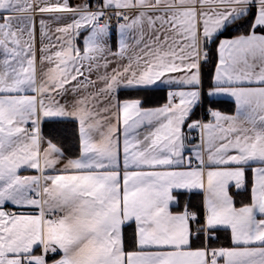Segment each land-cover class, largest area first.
I'll return each instance as SVG.
<instances>
[{
  "label": "snow or ice",
  "instance_id": "snow-or-ice-1",
  "mask_svg": "<svg viewBox=\"0 0 264 264\" xmlns=\"http://www.w3.org/2000/svg\"><path fill=\"white\" fill-rule=\"evenodd\" d=\"M0 264H264V0H0Z\"/></svg>",
  "mask_w": 264,
  "mask_h": 264
},
{
  "label": "trees",
  "instance_id": "trees-1",
  "mask_svg": "<svg viewBox=\"0 0 264 264\" xmlns=\"http://www.w3.org/2000/svg\"><path fill=\"white\" fill-rule=\"evenodd\" d=\"M236 34H237V33L233 31V32L226 33L225 35H226V36H233V35H236ZM206 70H207L208 72H211V71H212V65L209 64V65L207 66V69H206ZM127 94H128V96L143 95V94H141V93H135V92H128ZM165 98H166V97L164 96L163 99H161L160 101H155V100H154V94H153V95H151L150 98L148 99V102H147V105H146V106L152 105V104H154V103H160V102L164 101ZM217 107H219L220 110H222V111L229 112V111H231V110L233 109L234 104H233L231 101L226 100L225 103L220 104V105H217ZM201 115H202L203 119H206V118H207V117L204 115V113H203V109H200V110L197 111V113H196V115L193 117V119H196V118H198V117H201ZM49 127H50V126H49L48 124H42V132H43V134H44L46 137H48ZM60 146L63 147V145H60ZM73 151H75V149H73ZM65 153H66L67 155H69V156H72V155H73L72 152H68V151H66ZM247 197H248V193H247V192H244V193H242L241 195L237 196L236 199H237V201H244V202H246V201H247ZM185 199H188V197H185ZM201 199H202V196H201V195H195V196H192V197H191V202H192V203H199ZM238 205H239V203H238ZM218 235L220 236L219 243H220V244H223V242L225 241L224 236L226 235V233H220V234H218Z\"/></svg>",
  "mask_w": 264,
  "mask_h": 264
},
{
  "label": "crops",
  "instance_id": "crops-1",
  "mask_svg": "<svg viewBox=\"0 0 264 264\" xmlns=\"http://www.w3.org/2000/svg\"><path fill=\"white\" fill-rule=\"evenodd\" d=\"M70 3H72L73 5H74V4H78V3H80V0H70ZM233 36H234V35H233ZM125 95H128V94H127V93H121V97H123V96H125ZM164 96L166 97V95H165L164 92L156 93V94H154V100H155V101H160L161 99H163ZM227 100L231 101V102L234 104V102H233L232 100H230V99H227ZM164 103H166V98H165L164 101H162V102H160V103H154V104L149 105V106H151V107H156V106H160V105H162V104H164ZM234 107H235V105H234ZM234 107H233V109H232L231 111H229V112H227V113L232 114L233 111H234ZM225 112H226V111H225ZM208 118H209V117H207L206 119H208ZM196 119H200V117H198V118H196ZM65 154H66V153H65ZM66 155H67V154H66ZM67 156H68L69 158L72 157V156H69V155H67ZM21 174H22V175H34V174H36V173H35V171H33V170H27V171H22ZM237 206H239V205H237ZM6 210L15 211V212H20V211L29 212V211H33L32 209H29V208L21 209V208L13 207V206H11V205H6ZM227 235H228V234L226 233V235L224 236L225 241L223 242L222 245L227 246V245L229 244V241H228V239H227Z\"/></svg>",
  "mask_w": 264,
  "mask_h": 264
},
{
  "label": "built area",
  "instance_id": "built-area-1",
  "mask_svg": "<svg viewBox=\"0 0 264 264\" xmlns=\"http://www.w3.org/2000/svg\"><path fill=\"white\" fill-rule=\"evenodd\" d=\"M81 2H82V0H80V3H81ZM200 119H203L202 115H201ZM190 135H192V136H196L197 133L193 132V133H190Z\"/></svg>",
  "mask_w": 264,
  "mask_h": 264
}]
</instances>
